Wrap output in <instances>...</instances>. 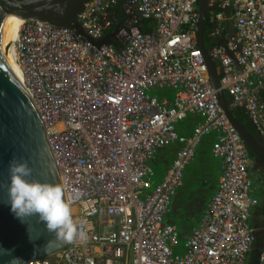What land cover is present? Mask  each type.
<instances>
[{
  "label": "built area",
  "instance_id": "2783aa9c",
  "mask_svg": "<svg viewBox=\"0 0 264 264\" xmlns=\"http://www.w3.org/2000/svg\"><path fill=\"white\" fill-rule=\"evenodd\" d=\"M198 7L199 0H88L78 21L90 36L100 39L117 27L113 41L99 45L69 26L22 22L21 83L45 124L73 217L87 231L86 241L53 253L62 264L247 263L260 198L252 193L249 149L217 97L197 43ZM210 8L216 11L208 50L221 88L264 139V0H210ZM145 19L151 30L142 29ZM189 112L202 120L184 134L177 122ZM211 132L222 173L180 252V230L165 216L186 165ZM175 142V157L153 183L151 159ZM51 255L36 263L53 264ZM258 260L264 264V243Z\"/></svg>",
  "mask_w": 264,
  "mask_h": 264
},
{
  "label": "water",
  "instance_id": "95a60500",
  "mask_svg": "<svg viewBox=\"0 0 264 264\" xmlns=\"http://www.w3.org/2000/svg\"><path fill=\"white\" fill-rule=\"evenodd\" d=\"M88 0H0V248L11 255L0 256V264H8L19 258L23 264H38L36 260L60 251L66 243L55 241L38 216L22 221L11 210L7 185H10L9 163L15 157L26 160L33 169L29 180L61 183L59 168L55 162L45 124L29 93L9 70V56L4 25L7 18L40 19L55 25L69 26L93 43L112 42L111 36L95 39L78 21L79 14ZM210 10V0H199L196 36L208 65L209 78L217 97L233 125L241 134L254 156L255 169L264 168V139L245 126L231 107L229 97L221 88L219 65L205 44V22ZM64 188V186H63ZM65 192V190H64ZM66 199V194H65ZM35 231L30 233L29 229ZM32 237V238H30ZM54 242L50 245L49 242ZM48 245V250L45 248ZM254 247V246H253ZM259 248L246 264H258Z\"/></svg>",
  "mask_w": 264,
  "mask_h": 264
},
{
  "label": "rangeland",
  "instance_id": "374dc122",
  "mask_svg": "<svg viewBox=\"0 0 264 264\" xmlns=\"http://www.w3.org/2000/svg\"><path fill=\"white\" fill-rule=\"evenodd\" d=\"M215 11L216 9L210 8L211 16H214ZM147 93L159 94L161 96L164 91L162 89H149ZM194 115L197 116L198 114L189 112L185 119L177 122L178 130L181 129L183 123L191 121V116ZM189 125L190 124H188V126ZM190 128L191 125L189 126V129ZM209 137L210 134L203 136L200 144L197 146L194 158L186 165L184 169L183 185L179 187L177 192L173 195L169 212L165 216L164 222H175L180 230L179 243L175 246V249L180 252L185 250L184 243L188 240V236L190 235L189 230L209 203L211 195L214 194L215 185L218 183V178L222 173L218 157L214 156L210 151V146L207 141ZM174 148H178V143L175 142L169 146L159 148L155 156L151 159L150 163L151 165H155L153 167L159 172V175L162 174L163 170L164 152ZM251 171L254 180L252 193L261 199L264 196V182L260 177V173L255 169L254 163L251 164ZM164 173L165 170L163 174ZM159 180H154L153 183ZM261 218L264 220L263 215H261ZM262 238L264 240V236H262L261 239ZM259 240L260 238H258V241L250 251L248 258L252 259L256 248H259V250L261 249ZM58 255L59 254H53L51 257L53 260H56L59 258Z\"/></svg>",
  "mask_w": 264,
  "mask_h": 264
},
{
  "label": "clouds",
  "instance_id": "9594fccd",
  "mask_svg": "<svg viewBox=\"0 0 264 264\" xmlns=\"http://www.w3.org/2000/svg\"><path fill=\"white\" fill-rule=\"evenodd\" d=\"M9 172L8 201L17 218L26 221L30 217L38 216V222L43 223L50 234H54L55 241L64 243L86 241L85 222L74 219L71 201L65 199L61 183L27 179L32 175L33 169L26 160L20 161L15 157L9 163ZM29 231L31 233L35 229L30 227ZM53 242L51 240L48 245ZM48 245L45 251L48 250ZM5 255L11 253L0 248V256ZM8 264L23 262L19 258H12Z\"/></svg>",
  "mask_w": 264,
  "mask_h": 264
},
{
  "label": "trees",
  "instance_id": "16d2710c",
  "mask_svg": "<svg viewBox=\"0 0 264 264\" xmlns=\"http://www.w3.org/2000/svg\"><path fill=\"white\" fill-rule=\"evenodd\" d=\"M142 22H143L142 23V29L143 30H151L154 27V24H153V22L151 20L145 19ZM214 23H215L214 22V17L211 16V13H210V10H209V13L207 15L206 22H205V44H206L207 47H209L211 42H212L209 35H210V32H211L212 28L214 27ZM235 111H237V110H235ZM237 116L239 117L240 121L245 126H247L249 129L253 130L255 135H258V131L255 129L254 125L252 124V122H251L250 118L248 117V114H247L246 111L242 110V112L240 114L237 112ZM195 122L196 121H192L191 120V121H188L187 123H183L182 126H181V129L179 131L181 133H184V134L189 133V126L191 124H194ZM188 124H190V125L188 126ZM178 148H179V144H178ZM178 148L170 149V151H165L164 152V163H163V167H162V169H163L162 170V174H163L164 170L166 171L168 166L171 164L173 158L176 155V152H177ZM250 156L253 159L254 155L251 152H250ZM152 166H155V165L153 164ZM155 171H156V176H157L159 174V172L156 169H155ZM263 209H264V206H263ZM262 214H264V210H263ZM262 236H263L262 232H260L258 237H262ZM259 243H260V241H259ZM57 259L53 260V264H62L61 260L59 258H57Z\"/></svg>",
  "mask_w": 264,
  "mask_h": 264
},
{
  "label": "crops",
  "instance_id": "0c3cea01",
  "mask_svg": "<svg viewBox=\"0 0 264 264\" xmlns=\"http://www.w3.org/2000/svg\"><path fill=\"white\" fill-rule=\"evenodd\" d=\"M260 95H261V97L264 99V88L263 89H261L260 90ZM234 110H237V111H235L236 113L238 112L239 114L242 112V110H244V109H242V108H239V107H235L234 108ZM245 111V110H244ZM191 120L192 121H196L194 124H196L198 121H201L202 120V117L201 116H199V115H194V116H191ZM194 124H191V128L189 129V133H191L192 132V130H193V127H194ZM188 134V133H187ZM208 134H210V137L207 139V141H208V143H209V146H210V151H211V153L213 154V152H212V144H213V141H214V133H208ZM200 144V143H199ZM214 155V154H213ZM215 156V155H214ZM217 157V156H216ZM218 160H219V166H220V169L222 170V161H221V159L218 157ZM163 175V174H162ZM162 175H157V176H155V178H154V180H159V178L162 176ZM219 178H220V176H219ZM219 178H218V181H219ZM161 179V178H160ZM183 185V184H182ZM181 185V186H182ZM180 186V187H181ZM217 186H218V183L215 185V188H214V191H213V193L216 191V189H217ZM177 192V191H176ZM213 195V194H212ZM212 195H211V197H212ZM211 197H210V199H211ZM208 205V204H207ZM207 205H206V207H207ZM206 207H205V209H206ZM205 209L203 210V212L205 211ZM263 207H261V206H259V205H257L254 209H253V212H252V217H251V221H252V223H253V225L256 227V235H257V240H256V242L258 241V238H260V243H259V245H260V247H262V245H263V243H264V240H262L261 239V237H258L259 236V234H260V232H262V226H263V224H264V220L261 218V215H263L264 216V214H262V212H263ZM203 212L201 213V215H200V217H198L197 219H196V222L194 223V225L190 228V230H189V234L192 232V229H193V227L198 223V221L200 220V218H201V216H202V214H203ZM174 224H176L175 222H173ZM255 242V243H256ZM255 243H254V245H255ZM253 245V246H254Z\"/></svg>",
  "mask_w": 264,
  "mask_h": 264
},
{
  "label": "bare ground",
  "instance_id": "6f19581e",
  "mask_svg": "<svg viewBox=\"0 0 264 264\" xmlns=\"http://www.w3.org/2000/svg\"><path fill=\"white\" fill-rule=\"evenodd\" d=\"M23 21V18L14 16L7 18L4 25L8 47L9 70L19 82L22 81V70L16 59V38Z\"/></svg>",
  "mask_w": 264,
  "mask_h": 264
},
{
  "label": "flooded vegetation",
  "instance_id": "af4514ba",
  "mask_svg": "<svg viewBox=\"0 0 264 264\" xmlns=\"http://www.w3.org/2000/svg\"><path fill=\"white\" fill-rule=\"evenodd\" d=\"M257 136H260V134L258 133ZM252 163H253V162H252ZM256 170L260 173V177H261V179H262L263 182H264V168H263L262 166H258V167L256 168ZM258 205L261 206V207L264 206V196L260 199ZM262 240H263V239H262Z\"/></svg>",
  "mask_w": 264,
  "mask_h": 264
}]
</instances>
